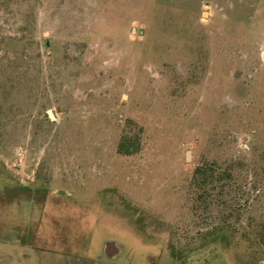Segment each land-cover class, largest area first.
<instances>
[{
    "label": "rangeland",
    "instance_id": "1",
    "mask_svg": "<svg viewBox=\"0 0 264 264\" xmlns=\"http://www.w3.org/2000/svg\"><path fill=\"white\" fill-rule=\"evenodd\" d=\"M0 264H264V0H0Z\"/></svg>",
    "mask_w": 264,
    "mask_h": 264
},
{
    "label": "water",
    "instance_id": "2",
    "mask_svg": "<svg viewBox=\"0 0 264 264\" xmlns=\"http://www.w3.org/2000/svg\"><path fill=\"white\" fill-rule=\"evenodd\" d=\"M49 115H50L51 117H53V114H52L51 111L49 112ZM188 157H190V153H188Z\"/></svg>",
    "mask_w": 264,
    "mask_h": 264
},
{
    "label": "trees",
    "instance_id": "3",
    "mask_svg": "<svg viewBox=\"0 0 264 264\" xmlns=\"http://www.w3.org/2000/svg\"><path fill=\"white\" fill-rule=\"evenodd\" d=\"M198 171H201V169H198Z\"/></svg>",
    "mask_w": 264,
    "mask_h": 264
}]
</instances>
